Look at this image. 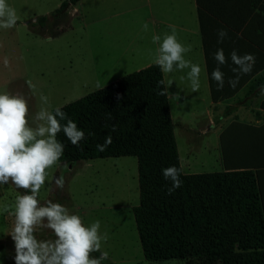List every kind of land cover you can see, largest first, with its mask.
Listing matches in <instances>:
<instances>
[{
  "label": "rangeland",
  "instance_id": "374dc122",
  "mask_svg": "<svg viewBox=\"0 0 264 264\" xmlns=\"http://www.w3.org/2000/svg\"><path fill=\"white\" fill-rule=\"evenodd\" d=\"M61 1L7 0L18 20L12 29L0 28V93L22 95L27 100L30 125L42 106L52 111L153 63V18L157 9L170 0H77L66 8L62 18L53 22L50 14ZM73 8L76 11L72 12ZM39 16L47 17L43 26L36 22ZM144 23L148 24L146 32L142 30ZM185 59L201 68L198 91L191 90L188 70L162 73L178 158L183 171H222L213 152L201 148L204 139L212 142L210 133L199 135L194 144L188 140L190 132L185 124L191 129L201 124L207 128L204 112L205 109L211 112L212 108L211 103L208 108L206 106L209 92L203 66L189 53L185 54ZM169 81H172L170 85ZM29 82L34 89L29 87ZM41 93L49 98L48 105L41 104ZM189 149L194 154H186ZM261 156L264 159V154ZM255 164L263 169L264 164H259V160L253 167ZM61 176L65 180L63 189L54 183V179ZM262 177L258 171V184L264 199ZM22 194L25 190L11 183L0 186V264H15L14 242L8 235L14 217L4 206L9 205L11 211L16 196ZM39 199L41 203L47 200L61 203L70 213L79 215L86 226L100 221L101 235L107 233L108 236L101 246V250L108 253L105 264H202L199 258L155 261L143 258L131 211L138 203L134 156L72 163L58 161L48 170ZM37 234L38 238H52L53 235L39 228Z\"/></svg>",
  "mask_w": 264,
  "mask_h": 264
},
{
  "label": "trees",
  "instance_id": "16d2710c",
  "mask_svg": "<svg viewBox=\"0 0 264 264\" xmlns=\"http://www.w3.org/2000/svg\"><path fill=\"white\" fill-rule=\"evenodd\" d=\"M76 1L62 0L50 14L52 21L62 18ZM198 18L201 23L199 9ZM46 20L39 16L36 22L43 26ZM161 80L160 68L151 63L59 106L86 137L74 146L63 132L58 133L57 140L65 145L59 161L136 158L138 203L131 211L144 259L264 264V199L257 178L261 171L264 180V166L253 168L250 163L223 171L183 173L167 96L157 94L165 89L158 85ZM211 96L212 101L222 98L213 92ZM109 135L112 143L99 151L97 145ZM171 166L181 170L182 186L169 194L171 181L164 178L163 169Z\"/></svg>",
  "mask_w": 264,
  "mask_h": 264
},
{
  "label": "clouds",
  "instance_id": "9594fccd",
  "mask_svg": "<svg viewBox=\"0 0 264 264\" xmlns=\"http://www.w3.org/2000/svg\"><path fill=\"white\" fill-rule=\"evenodd\" d=\"M18 17L16 11L0 0V28L12 29L16 26ZM170 34L163 36L154 34L152 43L157 45L153 53V63L162 73L187 71L191 90L200 88L199 65L185 59V54L191 51V45L185 46L177 38L175 25H169ZM143 31H148V24L142 25ZM227 31L218 30V42L222 43L227 37ZM218 65L226 63L223 49L214 54ZM235 68L232 71L235 78L229 79L228 84L236 87L241 75L252 71L255 64L253 54L238 55L234 50L230 54ZM8 61L5 59V65ZM212 78L218 89L225 85L224 73L217 67L212 72ZM169 85L172 81L168 82ZM159 84H164L161 80ZM29 87L34 85L29 82ZM261 91H264L262 86ZM167 89L158 92L165 95ZM42 105L49 104V98L40 94ZM28 102L22 95L0 93V186L11 183L18 189H24L25 194L15 198L14 206L9 211V205L4 210L14 217V224L8 235L14 242L15 264H101L108 259V253L101 250L102 241L108 239L107 233L101 235L100 221L85 225L81 217L70 213L69 209L59 202L47 200L41 203L39 193L48 178V170L58 163L65 145L57 140V134L63 132L74 146H79L84 140L85 133L77 124L67 118V114L56 107L54 112L42 106L32 118L28 119ZM67 120L65 124L61 121ZM112 131H116L115 126ZM112 143L111 135L103 144H98L99 151H104ZM181 170L175 166L163 169V176L171 181L168 193L172 194L182 186ZM54 183L63 189L65 180L56 177ZM30 193V194H28ZM49 230L52 238H38L37 229ZM100 253L93 257V253Z\"/></svg>",
  "mask_w": 264,
  "mask_h": 264
},
{
  "label": "crops",
  "instance_id": "0c3cea01",
  "mask_svg": "<svg viewBox=\"0 0 264 264\" xmlns=\"http://www.w3.org/2000/svg\"><path fill=\"white\" fill-rule=\"evenodd\" d=\"M170 0L157 9L151 28L152 36L171 32L169 25H175L177 38L185 46L191 45L188 52L191 58L203 66L205 83L209 92L211 112L205 109L207 128L201 124L197 129H189L188 140L193 141L199 135L212 136L201 141V148L216 156L221 170L234 169L251 162L262 164L264 154V1L263 0ZM78 2V1H76ZM74 4V3H73ZM72 6V4H70ZM201 12V23L198 18ZM76 8L72 9V12ZM203 27L204 33L201 31ZM227 31V37L218 42V30ZM154 53L157 45L152 43ZM223 49L226 63L218 65L214 54ZM236 51L238 55L253 54L255 64L252 71L241 75L236 87H231L228 80L235 78L232 71L236 67L230 54ZM149 65V64H148ZM219 67L224 73L225 85L218 89L212 78V72ZM163 77V75H162ZM164 81V79H163ZM165 88V87H164ZM212 92L222 96L220 100L212 101ZM231 92V93H230ZM167 96V95H166ZM224 98V99H223ZM168 101V100H167ZM186 154H194L189 149ZM179 159V158H178ZM180 168L181 162L179 160ZM257 164V163H256ZM188 167L189 163L186 161ZM254 168V167H253ZM183 171V173H192Z\"/></svg>",
  "mask_w": 264,
  "mask_h": 264
}]
</instances>
